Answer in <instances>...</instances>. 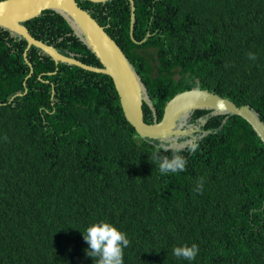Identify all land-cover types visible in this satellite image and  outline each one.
Masks as SVG:
<instances>
[{"label":"trees","instance_id":"trees-1","mask_svg":"<svg viewBox=\"0 0 264 264\" xmlns=\"http://www.w3.org/2000/svg\"><path fill=\"white\" fill-rule=\"evenodd\" d=\"M133 1L134 39L149 32L141 44L130 38L128 1L76 0L141 78L146 123L193 88L247 105L264 123V0ZM24 25L101 67L60 14ZM25 48L0 28V264H97L82 234L99 222L129 239L124 264H264V145L245 120L195 111L193 121L208 118L199 147L180 153L184 171L162 175L152 157L163 142L135 132L107 75L30 47L27 77ZM192 244L193 261L173 255Z\"/></svg>","mask_w":264,"mask_h":264},{"label":"water","instance_id":"water-1","mask_svg":"<svg viewBox=\"0 0 264 264\" xmlns=\"http://www.w3.org/2000/svg\"><path fill=\"white\" fill-rule=\"evenodd\" d=\"M87 1L94 4H105L111 0ZM126 1L130 4V38L135 44H141L146 41L149 32L141 42L134 39L135 4L133 0ZM47 10L60 14L68 22L74 34L98 59L101 64L100 68L84 64L72 55H62L54 46L31 36L28 28L24 25L25 22L40 16ZM0 28L9 31L12 36L25 40L27 48L24 52V59L30 68L27 77H30L32 73V65L28 62L26 52L30 47L40 50L55 64L76 66L85 71L107 75L112 80L126 121L141 138L164 143L168 139L176 140V138L188 136L192 131L181 129L178 126L179 123L194 111L206 109L211 110L213 115L230 114L241 117L251 126L264 145V123L249 106L238 107L227 98L198 88L174 95L165 104L161 119L159 121L155 119L150 124L146 123L143 118L142 106L144 103L150 104V100L141 78L122 49L106 33L105 28L99 25L89 11L82 9L76 0H1ZM151 109L154 111L152 106Z\"/></svg>","mask_w":264,"mask_h":264},{"label":"clouds","instance_id":"clouds-1","mask_svg":"<svg viewBox=\"0 0 264 264\" xmlns=\"http://www.w3.org/2000/svg\"><path fill=\"white\" fill-rule=\"evenodd\" d=\"M250 59H255L254 54H249ZM194 127V126H189ZM210 132H219V129H210ZM200 136H191L183 140L168 139L164 143L157 146V151L153 153V162L158 164L159 171L162 175L169 173H177L185 170L186 159L180 155L181 152L187 150L195 151L199 145ZM161 151L171 152V157L161 155ZM203 177L198 182V186L194 189L196 192L202 191ZM83 235L84 241L88 248L85 253L88 257L97 258V264H124L123 251L130 244L126 234L118 230L107 222L94 223L87 227ZM173 255L187 261H193L199 248L196 244L191 246L183 245L174 247Z\"/></svg>","mask_w":264,"mask_h":264},{"label":"flooded vegetation","instance_id":"flooded-vegetation-1","mask_svg":"<svg viewBox=\"0 0 264 264\" xmlns=\"http://www.w3.org/2000/svg\"><path fill=\"white\" fill-rule=\"evenodd\" d=\"M26 48H27V44H26ZM26 48H25V50H26ZM203 110H206V109H203ZM208 111H209V115L210 116H216V115H213L212 114V111L211 110H208ZM192 114L188 118H186L184 121H181L179 123V125H178V126H180L181 129H185L187 131H192V133L190 135H188V136H185V137L176 138V140H183L182 138H189L191 136H200L202 138L205 135V131L203 130L202 127L204 126V124L206 123V121H207L208 118H202L201 120H194L193 121L192 120ZM223 115H225V114H223ZM181 124H183V125H181ZM189 126H194V127H189Z\"/></svg>","mask_w":264,"mask_h":264}]
</instances>
